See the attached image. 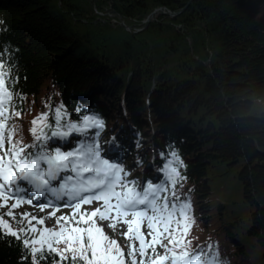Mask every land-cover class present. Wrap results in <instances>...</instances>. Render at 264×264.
<instances>
[{
	"label": "trees",
	"instance_id": "1",
	"mask_svg": "<svg viewBox=\"0 0 264 264\" xmlns=\"http://www.w3.org/2000/svg\"><path fill=\"white\" fill-rule=\"evenodd\" d=\"M261 2L0 0V48L15 50L16 88L25 97L9 121L14 138L33 144L32 120L51 111L46 102L62 103L72 120L78 109L104 120L96 140L141 185L157 181L149 164L160 168V153L173 149L175 194L190 201L194 219L184 237L190 243L177 253L200 249L204 262L211 252L219 264H264V18L254 6ZM155 10H184L187 18L162 14L148 37L139 34ZM215 181L224 187L218 195ZM20 255L18 242L0 240V264H18Z\"/></svg>",
	"mask_w": 264,
	"mask_h": 264
},
{
	"label": "snow or ice",
	"instance_id": "2",
	"mask_svg": "<svg viewBox=\"0 0 264 264\" xmlns=\"http://www.w3.org/2000/svg\"><path fill=\"white\" fill-rule=\"evenodd\" d=\"M16 67L15 50L0 48V209H6L0 211V240L18 242V264H219L211 252L204 262L200 249L191 254L176 251L190 243L184 240L189 230L185 206L190 207V201L175 194V178L180 173L173 149L160 153L157 181L149 178L141 185L137 177L129 179L131 173L121 163L104 154L95 138L105 127L98 114H82L87 110L78 109L77 119L72 120L62 103L47 102L46 109L51 111L31 122L34 143L16 140L9 121L21 115L25 99L16 88ZM13 100L17 101L14 107ZM92 130L94 135L89 136ZM73 137L80 139L64 150ZM50 141L59 143L49 148ZM113 148L118 155L115 138ZM57 181H61L58 186ZM25 203L54 211L47 217L18 213ZM65 207L71 213L56 217ZM52 217H56L55 226L46 227ZM145 221L147 233L142 230ZM102 222H108L113 232L118 224L125 225L120 235L130 243L122 246L108 235Z\"/></svg>",
	"mask_w": 264,
	"mask_h": 264
},
{
	"label": "rangeland",
	"instance_id": "3",
	"mask_svg": "<svg viewBox=\"0 0 264 264\" xmlns=\"http://www.w3.org/2000/svg\"><path fill=\"white\" fill-rule=\"evenodd\" d=\"M246 2H250V0H246ZM257 9H256V12L258 13V15L260 16V17H263L264 18V0H263V2H261V3H259V6H257V5H254ZM176 13V14H175ZM175 13H173V14H170V13H168V12H166V11H162V10H155V12L152 14L153 15V20L152 21H157L159 18L161 19V17L163 16V15H165V16H168L169 17V15H172L171 17L173 18V19H178V20H180V21H184V20H186V16H181V14H184L185 12H184V10H182V11H178V12H175ZM163 14V15H162ZM150 16V15H149ZM149 16H148V19L147 20H149ZM109 17H110V19L113 21V22H115V24H119V25H124L125 24V22H124V20H122L121 18H118V17H116V15L115 14H109ZM176 17V18H175ZM117 18V19H116ZM168 19V18H167ZM147 20H146V25H147ZM151 21V22H152ZM151 24V23H150ZM149 24V25H150ZM126 25V24H125ZM146 25H144L143 27H139V29H138V31L137 32H139V34H142L143 36H145V37H148V35H147V33H144L145 31H147L148 29H149V27H147ZM166 33H162L161 32V36H163V35H165ZM160 35V34H159ZM202 56H203V54H202ZM205 56V55H204ZM113 148V147H112ZM149 168H152L153 170H156L157 168H156V165L154 164V163H152V165L151 164H149ZM223 173V172H222ZM221 173H219V174H217V175H220ZM230 175V178H228V176ZM143 177V176H142ZM225 178H227L228 179V182L232 185V188H233V190H235L236 188H237V186H238V179H237V177L235 176V173H234V171H230L229 173H228V175H226L225 176ZM214 185V192L218 195V192H219V190L220 189H222V190H224V187L223 188H220L219 189V185H218V181H215L214 183H213ZM12 203V201H9V204H11ZM6 209H0V211H5ZM18 213L19 212H30V213H32L33 215H35V216H37V217H47L48 215H49V213H51L52 211H54V208H51V207H49V208H46V209H44L43 211H41L38 207H36L35 205H29V204H27V203H25V204H23L19 209H17L16 210ZM71 209H65V210H60V211H58V212H56V217H59V216H61V215H68V214H70L71 213ZM56 217H52L51 219H47L46 220V222H45V226L46 227H54L55 226V219H56ZM188 219H189V230L191 229V228H193L192 226H193V223H194V219H193V215L191 214V213H189L188 212ZM103 223V225H104V227L105 228H107V223L108 222H102ZM145 233H147V227H146V221H145V224H144V226H143V229H142ZM123 231H126V226L125 225H123L122 223L121 224H118V226H117V233H121V232H123ZM149 239H150V237H149ZM126 241V240H125ZM127 242V241H126ZM130 242V241H129ZM138 243V242H137Z\"/></svg>",
	"mask_w": 264,
	"mask_h": 264
},
{
	"label": "water",
	"instance_id": "4",
	"mask_svg": "<svg viewBox=\"0 0 264 264\" xmlns=\"http://www.w3.org/2000/svg\"><path fill=\"white\" fill-rule=\"evenodd\" d=\"M152 20H153V15L149 17V20H147V25H146L147 27L149 26Z\"/></svg>",
	"mask_w": 264,
	"mask_h": 264
}]
</instances>
